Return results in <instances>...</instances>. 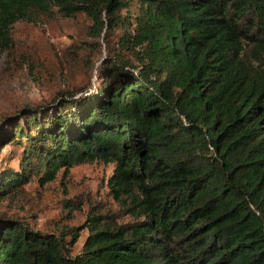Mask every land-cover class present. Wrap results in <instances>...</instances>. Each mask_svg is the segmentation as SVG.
Masks as SVG:
<instances>
[{"label":"trees","instance_id":"obj_1","mask_svg":"<svg viewBox=\"0 0 264 264\" xmlns=\"http://www.w3.org/2000/svg\"><path fill=\"white\" fill-rule=\"evenodd\" d=\"M55 14L88 20L68 56L99 81L0 125V264H264V0H0V52ZM95 162L137 218H91L75 253L27 187Z\"/></svg>","mask_w":264,"mask_h":264},{"label":"rangeland","instance_id":"obj_2","mask_svg":"<svg viewBox=\"0 0 264 264\" xmlns=\"http://www.w3.org/2000/svg\"><path fill=\"white\" fill-rule=\"evenodd\" d=\"M86 26L88 20L84 16L75 20L55 14L53 18L41 16L13 27L10 51L0 52V125L24 108L52 101L61 89L75 91L93 84L94 79L98 84L96 70L90 78L87 75L85 52L78 59L68 56L82 39L80 35ZM114 33L116 38L119 32ZM104 52L103 46L96 60H103ZM99 66L98 62L95 69ZM11 150L10 146L4 148L0 160ZM17 164V160L11 163ZM114 169L112 163L83 164L72 168L67 176L62 170L54 182L44 187L28 186L33 201L39 203V211L31 223L45 230L61 226L79 228L75 253L89 235L91 218L103 217L125 226L135 223L136 215L110 193L108 181ZM66 202L70 203L65 205ZM5 212L6 208L0 206V215Z\"/></svg>","mask_w":264,"mask_h":264}]
</instances>
